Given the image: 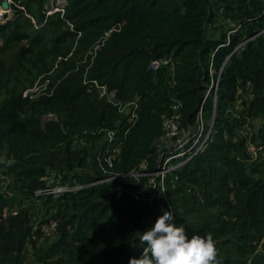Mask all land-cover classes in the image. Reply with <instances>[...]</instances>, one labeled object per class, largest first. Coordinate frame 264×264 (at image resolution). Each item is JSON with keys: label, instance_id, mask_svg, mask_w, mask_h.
<instances>
[{"label": "trees", "instance_id": "trees-1", "mask_svg": "<svg viewBox=\"0 0 264 264\" xmlns=\"http://www.w3.org/2000/svg\"><path fill=\"white\" fill-rule=\"evenodd\" d=\"M9 1L0 41L24 45L13 55L16 74L0 70V156L11 163L0 170V264L137 259L139 237L153 218L143 224L145 208L124 184L37 193L100 176L87 149L69 146L82 130L121 119L88 87L92 81L121 101L138 99L115 173L142 160L154 164L151 142L169 98L181 101L186 120L198 109L204 120L213 117L203 150L165 178L173 222L189 238L211 232L220 264H264V124L255 134L249 126L264 118V0H61V18L43 14L57 0ZM220 19L234 28L225 29ZM112 28L91 62L84 58ZM164 58L171 70H150V61ZM39 77L56 83L52 94L23 98ZM46 115L55 119L41 124ZM49 225L52 240L36 243Z\"/></svg>", "mask_w": 264, "mask_h": 264}, {"label": "built area", "instance_id": "built-area-1", "mask_svg": "<svg viewBox=\"0 0 264 264\" xmlns=\"http://www.w3.org/2000/svg\"><path fill=\"white\" fill-rule=\"evenodd\" d=\"M9 2V0L6 1L7 4ZM62 4L61 0H57L52 7L43 12L44 18L53 14H58L61 18ZM6 10L2 11L0 9V22H3V16L8 14ZM28 18L30 23L33 24V20L30 17ZM65 28L71 31L72 25L65 22ZM111 31H115V29L112 28L104 33L100 40L86 50L83 57L88 58L91 62L96 51ZM163 66H167L168 70L172 69L169 58L152 60L149 63V68L152 71H157ZM216 82L217 79L210 81V86H214V91ZM85 83L86 81L83 78L82 84ZM55 86L56 83H50L46 77H39L30 88L22 92L21 96L30 100L39 95L49 96ZM88 87L94 88L97 97L104 99L121 118L116 125L113 124L107 128L96 127L82 130L80 134L73 136L69 141L72 150H88L86 159H93L100 176L80 186L46 187L37 193L49 195L66 189H80L105 184L113 185L115 182H119L127 187L131 200L145 208L147 217L153 218L151 222V227H153L156 219L162 216L165 211L173 213L165 193V178L171 171L180 168L203 150L211 133L213 117L208 121L204 120L203 113L198 109L190 121L186 120L182 115L181 101L174 97L169 98V109L160 117V134L151 142L155 154L154 164L149 166L147 160H142L130 171L115 173L112 172V167L119 159L121 141L134 126L137 119L138 99L134 97L127 101H121L114 97V91H107L104 85H100L95 81L88 84ZM213 101H215L214 95ZM47 119L55 118L52 115H46L42 118L41 124ZM249 150L251 151V148ZM142 251L143 247L140 249L137 259L141 258Z\"/></svg>", "mask_w": 264, "mask_h": 264}, {"label": "clouds", "instance_id": "clouds-1", "mask_svg": "<svg viewBox=\"0 0 264 264\" xmlns=\"http://www.w3.org/2000/svg\"><path fill=\"white\" fill-rule=\"evenodd\" d=\"M173 221L171 211L158 217L154 226L139 237L141 258H131L129 264H220L211 232L189 238L185 228Z\"/></svg>", "mask_w": 264, "mask_h": 264}, {"label": "rangeland", "instance_id": "rangeland-1", "mask_svg": "<svg viewBox=\"0 0 264 264\" xmlns=\"http://www.w3.org/2000/svg\"><path fill=\"white\" fill-rule=\"evenodd\" d=\"M6 11H7L8 14H6L5 16L6 17H10V15H11L10 11L9 12H8V10H6ZM218 24L223 26L225 29L234 28V24L233 23H229V22L227 23V22H224L221 19L219 20ZM22 45H24V41L14 42V43H11V44H9L7 46H4L3 43H0V70L3 71L6 74V76H8L10 78L13 75H15L16 72L18 71V69H17L18 67L15 65L14 60H13V55L17 51V49L20 46H22ZM263 124H264V118L261 117V116H258L257 118H255L253 120H250L249 121V126H250L251 132L253 134H255L256 131L258 130V128L260 126H262ZM250 146H251L250 147L251 151L254 152L253 144H250ZM258 156H259L258 152H255L254 155H253V157L256 158V159H258ZM260 156L264 157L261 153H260ZM0 161H5L2 156H0ZM7 162L5 161V164H11V163H7ZM3 165H4L3 163H0V170H2V169L4 170ZM140 207L144 208L142 205ZM143 224L144 225L148 224L150 226V223H148L147 215L144 216ZM51 232H52V226L51 225L45 226L42 236L37 239L36 243L40 244V243L44 242L43 241V238H44L43 236H46L47 241L50 242L52 240V238H53V236L50 235ZM31 259H32V251H29L28 252V261L29 260L31 261Z\"/></svg>", "mask_w": 264, "mask_h": 264}, {"label": "water", "instance_id": "water-1", "mask_svg": "<svg viewBox=\"0 0 264 264\" xmlns=\"http://www.w3.org/2000/svg\"><path fill=\"white\" fill-rule=\"evenodd\" d=\"M0 9H1L2 11H5V10L7 9V3H6V1H2V2L0 3Z\"/></svg>", "mask_w": 264, "mask_h": 264}]
</instances>
